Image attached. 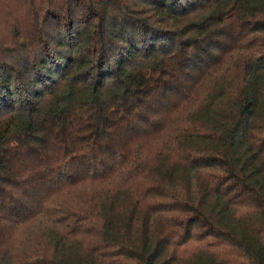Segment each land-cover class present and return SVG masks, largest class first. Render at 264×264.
<instances>
[{
    "label": "trees",
    "instance_id": "obj_1",
    "mask_svg": "<svg viewBox=\"0 0 264 264\" xmlns=\"http://www.w3.org/2000/svg\"><path fill=\"white\" fill-rule=\"evenodd\" d=\"M0 264H264V0H0Z\"/></svg>",
    "mask_w": 264,
    "mask_h": 264
}]
</instances>
